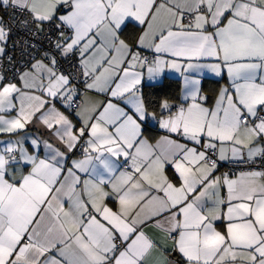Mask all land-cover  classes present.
<instances>
[{
    "label": "snow or ice",
    "instance_id": "snow-or-ice-1",
    "mask_svg": "<svg viewBox=\"0 0 264 264\" xmlns=\"http://www.w3.org/2000/svg\"><path fill=\"white\" fill-rule=\"evenodd\" d=\"M0 264H264V0H0Z\"/></svg>",
    "mask_w": 264,
    "mask_h": 264
},
{
    "label": "trees",
    "instance_id": "trees-1",
    "mask_svg": "<svg viewBox=\"0 0 264 264\" xmlns=\"http://www.w3.org/2000/svg\"><path fill=\"white\" fill-rule=\"evenodd\" d=\"M222 81L223 79L204 78L201 87L203 90H216ZM141 87L146 100L151 103L153 108L157 107L162 99L167 98L173 102H178L180 99L181 82L176 77L165 76L158 82L143 83ZM208 96L210 100L213 97L211 94H208ZM148 132L154 135L158 133L155 128H150Z\"/></svg>",
    "mask_w": 264,
    "mask_h": 264
},
{
    "label": "crops",
    "instance_id": "crops-1",
    "mask_svg": "<svg viewBox=\"0 0 264 264\" xmlns=\"http://www.w3.org/2000/svg\"><path fill=\"white\" fill-rule=\"evenodd\" d=\"M131 30V26H130V29ZM165 76H169V77H176V78H179L180 82H181V89H180V98H182L183 96V89H184V83H183V77L181 76V74L179 72H177L176 70L174 69H165L163 74L158 77L157 79L155 80H152V79H149L147 77V75H145V79L144 81L142 82L143 83H154V82H158L160 81L163 77ZM198 78L200 79L201 83H202V80L204 78H211V79H216V80H219V79H223V81L219 84L218 88L216 90H213L212 91H209V90H203V92L208 95V94H211L213 95L212 99L210 100L213 101L215 99V96L217 94V92L219 91V89L221 87H226V86H229L230 85V80L229 78L227 77V74L226 72L223 73L222 75H216L215 73H212L210 70L208 69H203L201 70V72L198 74ZM202 88V87H201ZM32 131L34 132L35 129H32ZM146 135H150V136H156V135H159L160 133L158 132L157 134H153L151 132H146L145 133Z\"/></svg>",
    "mask_w": 264,
    "mask_h": 264
},
{
    "label": "built area",
    "instance_id": "built-area-1",
    "mask_svg": "<svg viewBox=\"0 0 264 264\" xmlns=\"http://www.w3.org/2000/svg\"><path fill=\"white\" fill-rule=\"evenodd\" d=\"M23 37V33H17V35L13 38V39H20V38H22ZM42 43H43V45H44V47H47V42L46 41H41ZM145 55H151V53H148V52H145L144 53ZM16 55L17 56H19V51L17 50V52H16ZM229 167H230V165H228L227 163H224L223 165H222V167L220 168V171H227L228 169H229Z\"/></svg>",
    "mask_w": 264,
    "mask_h": 264
}]
</instances>
